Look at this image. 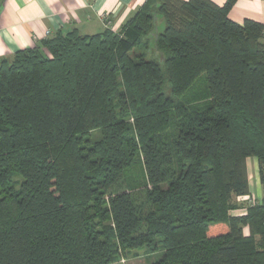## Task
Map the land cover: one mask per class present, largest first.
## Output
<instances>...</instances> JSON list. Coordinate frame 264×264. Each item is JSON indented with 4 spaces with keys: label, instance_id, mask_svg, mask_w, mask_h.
<instances>
[{
    "label": "trees",
    "instance_id": "obj_1",
    "mask_svg": "<svg viewBox=\"0 0 264 264\" xmlns=\"http://www.w3.org/2000/svg\"><path fill=\"white\" fill-rule=\"evenodd\" d=\"M237 1L0 56V264H264V23Z\"/></svg>",
    "mask_w": 264,
    "mask_h": 264
},
{
    "label": "crops",
    "instance_id": "obj_2",
    "mask_svg": "<svg viewBox=\"0 0 264 264\" xmlns=\"http://www.w3.org/2000/svg\"><path fill=\"white\" fill-rule=\"evenodd\" d=\"M224 4L226 0H213ZM146 0H0V56L13 55L17 50L33 47L59 30L76 28L82 34L103 31L104 17L118 30ZM229 17L239 23L246 18L264 23V0H238ZM250 167V181L259 177L256 158ZM258 176V177H257ZM257 177V178H255ZM260 181V180H259ZM258 199L262 193L256 185ZM253 192V189H252ZM260 193V194H259ZM254 194V193H253ZM238 212H241L239 210Z\"/></svg>",
    "mask_w": 264,
    "mask_h": 264
},
{
    "label": "rangeland",
    "instance_id": "obj_3",
    "mask_svg": "<svg viewBox=\"0 0 264 264\" xmlns=\"http://www.w3.org/2000/svg\"><path fill=\"white\" fill-rule=\"evenodd\" d=\"M156 21L158 23V26L162 23V19H160V18L158 19V17L156 18ZM161 64L163 65V61L161 62ZM252 161H253V158H250L249 159V166H251L253 168ZM257 177H255V178H257ZM259 184H260L259 177L257 178L256 183H255V180L254 179L252 180V189H253V192L254 191L258 192L257 191L258 189H256V185L259 186ZM259 191L262 192L261 185H260V190ZM255 193H254L253 196H255ZM0 195H1V193H0ZM252 198H254V197H252ZM245 230H246V233H248V229L246 228ZM138 252H139V255L137 257L136 256H129L127 258V257L123 256V258H121L119 260V262H117L115 264H152V262H154L160 256V252L155 253V254H153L151 256L144 255V252L143 251H138Z\"/></svg>",
    "mask_w": 264,
    "mask_h": 264
},
{
    "label": "built area",
    "instance_id": "obj_4",
    "mask_svg": "<svg viewBox=\"0 0 264 264\" xmlns=\"http://www.w3.org/2000/svg\"><path fill=\"white\" fill-rule=\"evenodd\" d=\"M104 21L106 22V25H107V26L111 25V21H110L109 19H107V16L104 17ZM49 35H50V31L48 30V31H47V36H49Z\"/></svg>",
    "mask_w": 264,
    "mask_h": 264
}]
</instances>
